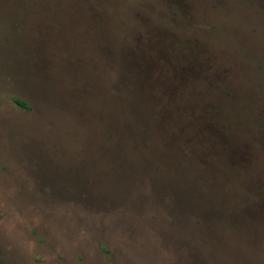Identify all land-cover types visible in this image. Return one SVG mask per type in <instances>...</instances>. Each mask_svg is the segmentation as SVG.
<instances>
[{"label":"rangeland","instance_id":"obj_1","mask_svg":"<svg viewBox=\"0 0 264 264\" xmlns=\"http://www.w3.org/2000/svg\"><path fill=\"white\" fill-rule=\"evenodd\" d=\"M0 264H264V0H0Z\"/></svg>","mask_w":264,"mask_h":264},{"label":"trees","instance_id":"obj_2","mask_svg":"<svg viewBox=\"0 0 264 264\" xmlns=\"http://www.w3.org/2000/svg\"><path fill=\"white\" fill-rule=\"evenodd\" d=\"M13 101L21 108H30L29 104L20 98L15 97Z\"/></svg>","mask_w":264,"mask_h":264}]
</instances>
